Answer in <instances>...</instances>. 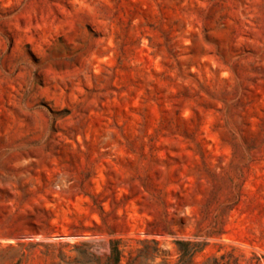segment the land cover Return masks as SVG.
<instances>
[{"label":"rangeland","instance_id":"1","mask_svg":"<svg viewBox=\"0 0 264 264\" xmlns=\"http://www.w3.org/2000/svg\"><path fill=\"white\" fill-rule=\"evenodd\" d=\"M0 264H264V0H0Z\"/></svg>","mask_w":264,"mask_h":264},{"label":"trees","instance_id":"2","mask_svg":"<svg viewBox=\"0 0 264 264\" xmlns=\"http://www.w3.org/2000/svg\"><path fill=\"white\" fill-rule=\"evenodd\" d=\"M115 242H111V246H110V254L111 257L114 259V262L116 263L118 261V250L115 247Z\"/></svg>","mask_w":264,"mask_h":264}]
</instances>
